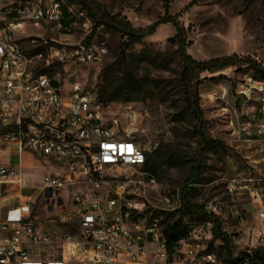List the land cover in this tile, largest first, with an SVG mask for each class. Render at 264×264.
Here are the masks:
<instances>
[{
	"label": "rangeland",
	"instance_id": "obj_1",
	"mask_svg": "<svg viewBox=\"0 0 264 264\" xmlns=\"http://www.w3.org/2000/svg\"><path fill=\"white\" fill-rule=\"evenodd\" d=\"M63 17L59 31L54 26L40 25L26 28L20 40L24 54L31 60L32 71L48 66V47L57 42L104 45L107 49L102 61L91 65L77 63L60 64L47 75L57 80L67 92L72 83L78 82L99 99L100 90L120 89L124 83L127 57L132 61L139 77L149 85L145 99L131 102H112L113 112L130 107L138 114V138L146 148L147 156L158 160L154 176L155 185H149L144 199L148 218L164 225L181 223L201 230L200 236L207 253L217 261L236 263L245 251L263 249L258 239V223L246 193L230 195L228 184L244 179H264V137L258 134L260 100L238 94L239 86L252 77L264 81L256 68H264V0H95L103 11L134 29H148L165 15V3L169 14L175 17L183 29L186 53L198 62L234 58L235 63L216 73H202L199 87L200 107L206 122L209 139L217 140L220 147L211 143L199 144V137L192 131L193 119L183 105V94L178 84L180 71L177 31L172 23L161 24L154 35L140 41L128 42L121 34L107 28H99L92 36L93 19L78 0H63ZM71 20L72 23H71ZM91 37L90 43L87 39ZM129 46L125 48L124 44ZM44 47L45 51L35 54ZM161 56H158L157 54ZM1 92V84H0ZM193 166L200 169L199 182L188 201L191 206L204 207L217 204L216 214L191 216L181 211L179 191ZM23 174L34 188L26 195L34 196L31 212L39 221L38 229L57 240L72 232L58 221L65 209L49 211L39 191L42 179L53 170L25 157ZM70 192L58 193L69 203ZM168 199V201H167ZM245 214V224H239L235 210ZM214 219L222 225L229 237V248L220 240H213ZM211 232V238L209 236ZM60 244L49 247L32 245L30 251L42 257L58 251ZM56 256V255H54Z\"/></svg>",
	"mask_w": 264,
	"mask_h": 264
},
{
	"label": "built area",
	"instance_id": "obj_2",
	"mask_svg": "<svg viewBox=\"0 0 264 264\" xmlns=\"http://www.w3.org/2000/svg\"><path fill=\"white\" fill-rule=\"evenodd\" d=\"M64 4L0 0V136L57 170L43 177L40 189L49 211L65 209L58 221L72 231L57 241L37 231L36 216L0 222V264H229L207 253L202 228L187 226L185 236L169 242L166 225L148 218L144 199L155 180L145 169L147 151L138 138L135 110L113 112L111 104L100 102L78 82L64 92L54 85L59 81L32 71L20 40L29 26L64 29ZM57 44L48 47V66L96 64L107 52L102 44ZM238 94L247 99L258 96L262 115L258 133L264 136V81L249 77ZM0 180L29 187L20 166L0 168ZM71 190L66 204L58 193ZM227 191L248 195L264 246V179L233 180ZM218 209L209 203L204 212L212 216ZM234 214L239 224H245L242 211ZM55 242L60 244L56 256L43 258L39 251L33 257L25 248L26 243L43 248Z\"/></svg>",
	"mask_w": 264,
	"mask_h": 264
},
{
	"label": "trees",
	"instance_id": "obj_3",
	"mask_svg": "<svg viewBox=\"0 0 264 264\" xmlns=\"http://www.w3.org/2000/svg\"><path fill=\"white\" fill-rule=\"evenodd\" d=\"M82 3L86 10L89 12V15L93 19V32L92 36L97 32L101 27L107 28L111 31L121 34L128 42L130 41H140L146 37L154 35L157 27L161 24L172 23L177 31L178 43H179V58H180V71L178 73V84L182 90L183 94V105L186 108V111L193 119L192 131L194 135L199 137V144H205L207 142L211 143L215 147H220L221 143L217 140H211L208 138L205 126L206 122L204 120V113L200 107V93L199 87L202 83L200 75L202 73H216L222 71L230 66H232L235 61L234 58H226L222 60H211L209 62H198L190 55L186 53L185 41L182 38L183 29L179 26L175 17L170 16L169 14V4L165 3L164 10L165 15L158 22L150 26L148 29H134L129 23L120 21L117 17L111 16L101 9L97 5L95 0H78ZM166 1V0H165ZM73 20H71L72 23ZM91 37L87 39V43H90ZM125 48L128 45L124 44ZM45 51L44 47H39L35 50V54H41ZM158 56H161L159 53ZM132 61L127 57L124 70V83L121 85L120 89L114 90L112 88H107L100 90L99 100L102 103H112V102H131L139 101L145 99L149 92V85L142 80L138 73L134 71V68L131 67ZM55 66L61 67L60 64L52 65L51 68L36 71L37 75H49L54 74L53 68ZM257 72L260 73L264 78V68H256ZM158 159L153 158L152 156H147L146 171L151 175L155 176L158 168ZM200 169L198 166H193L189 176L186 179V184L179 191L180 201H181V211L195 216L198 213L201 215H207L204 212V209L201 207L191 206L188 199L191 194L194 192V185L199 182L200 179ZM148 213V211H147ZM187 231V226L182 225L180 222L176 224L166 225L165 236L172 242L177 238L185 236ZM213 240H220L227 249L229 248V237L226 233L222 231V225L217 220L214 219L213 229H212ZM248 260V264H264V250H258L253 252L251 256L243 253L238 261ZM227 262L226 260H224ZM233 264V263H229Z\"/></svg>",
	"mask_w": 264,
	"mask_h": 264
},
{
	"label": "crops",
	"instance_id": "obj_4",
	"mask_svg": "<svg viewBox=\"0 0 264 264\" xmlns=\"http://www.w3.org/2000/svg\"><path fill=\"white\" fill-rule=\"evenodd\" d=\"M259 118L261 121L262 115L260 113V110ZM25 157L33 159L34 161H37L42 165L51 168L53 170V173L57 172L54 167L48 165L45 161L41 160L37 156L28 152H20L16 145L4 142L2 137L0 136V168L20 166L22 170L25 163ZM22 175L23 178L26 180V177L23 174V170ZM28 184L29 187L23 188L17 183L4 182L0 180V222L17 223L25 217L34 216V214L31 212L30 207L34 200V196L26 195V191L34 187L31 186L29 182ZM39 191H41L40 188ZM38 227L39 226H37L38 232L42 234H48L44 233L41 230V227L39 229ZM30 247H32V245H30L29 243L25 244V248L31 254V256H36L35 253L30 251ZM54 253L52 254L54 255Z\"/></svg>",
	"mask_w": 264,
	"mask_h": 264
}]
</instances>
